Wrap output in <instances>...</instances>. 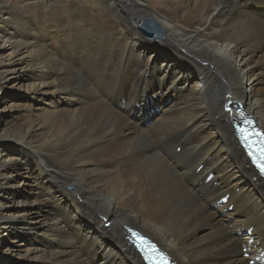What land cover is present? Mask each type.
Wrapping results in <instances>:
<instances>
[{"label":"bare ground","instance_id":"obj_1","mask_svg":"<svg viewBox=\"0 0 264 264\" xmlns=\"http://www.w3.org/2000/svg\"><path fill=\"white\" fill-rule=\"evenodd\" d=\"M7 44L0 264H144L125 226L177 264H264V180L228 106L264 130L263 0H0Z\"/></svg>","mask_w":264,"mask_h":264},{"label":"rangeland","instance_id":"obj_2","mask_svg":"<svg viewBox=\"0 0 264 264\" xmlns=\"http://www.w3.org/2000/svg\"><path fill=\"white\" fill-rule=\"evenodd\" d=\"M1 53L4 55V57H6L9 53H10V44H7L6 46H4L1 50ZM161 64L163 63V62H160ZM10 93H15V96L17 97V101L18 102H26L27 101V98H25L23 95V93L22 92H20L19 90H16V89H14V91H9ZM23 98V99H22ZM162 102H164V100H161L160 98H156L153 102H152V104H151V109H152V111H153V113H152V115H153V117H152V120H155L156 118H158V116L160 115V105L162 104ZM155 103V104H154ZM170 104H172V101H170V100H168L167 102H166V104H165V102L163 103V105L165 106V107H168ZM163 106V107H164ZM162 107V108H163ZM13 111V112H12ZM18 113H20L19 112V110H15V109H13V110H11V111H6V112H4V114H3V118H2V120L4 121V122H15L18 118H16L17 117V115H18ZM16 119V120H15ZM15 120V121H14ZM156 137V136H155ZM155 137H152V138H155ZM25 169V168H24ZM24 169H22V170H20L21 172H24L23 173V176L24 177H26L28 174L26 173V170H24ZM21 189H23L24 190V188H21ZM73 189V188H72ZM26 193V192H25ZM21 208H18V207H15V208H10V207H8V208H6V210H3L2 212H5V213H8L9 212V214L10 215H14V214H16V213H18V211L20 210ZM102 221V220H101ZM104 223V222H103ZM142 232V231H141ZM5 239H8V237H7V234H5V237H4ZM23 244H25V245H21L20 247H29L28 245H26V242H24ZM6 253V252H5ZM5 253H3L2 254V257H5V256H8L7 257V259H9V261L8 262H11V261H14V262H21L22 260L21 259H19L18 257H17V255H15V254H13L12 255V253H10V254H5ZM21 260V261H20ZM251 264V263H250ZM253 264H258V263H253Z\"/></svg>","mask_w":264,"mask_h":264},{"label":"snow or ice","instance_id":"obj_3","mask_svg":"<svg viewBox=\"0 0 264 264\" xmlns=\"http://www.w3.org/2000/svg\"><path fill=\"white\" fill-rule=\"evenodd\" d=\"M259 154H260V160L264 161V146L260 147ZM260 169L262 172H264V163L260 164ZM141 241L143 242L142 237H141ZM153 251H155V249H153ZM145 259H153V257L152 256H146Z\"/></svg>","mask_w":264,"mask_h":264},{"label":"water","instance_id":"obj_4","mask_svg":"<svg viewBox=\"0 0 264 264\" xmlns=\"http://www.w3.org/2000/svg\"><path fill=\"white\" fill-rule=\"evenodd\" d=\"M148 29V30H147ZM147 29H146V33H148L147 34V36L149 35V32L153 29V27L148 23V25H147ZM155 35V33H152L151 34V36L153 37Z\"/></svg>","mask_w":264,"mask_h":264}]
</instances>
